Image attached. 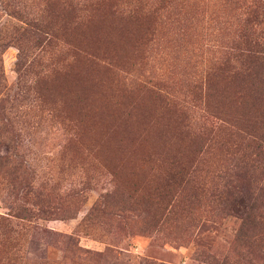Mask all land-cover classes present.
I'll return each instance as SVG.
<instances>
[{
	"label": "rangeland",
	"instance_id": "374dc122",
	"mask_svg": "<svg viewBox=\"0 0 264 264\" xmlns=\"http://www.w3.org/2000/svg\"><path fill=\"white\" fill-rule=\"evenodd\" d=\"M261 2L0 0V264H264L221 146L264 126L231 60Z\"/></svg>",
	"mask_w": 264,
	"mask_h": 264
},
{
	"label": "trees",
	"instance_id": "16d2710c",
	"mask_svg": "<svg viewBox=\"0 0 264 264\" xmlns=\"http://www.w3.org/2000/svg\"><path fill=\"white\" fill-rule=\"evenodd\" d=\"M135 13L136 11L133 10L131 15ZM251 18L257 25L264 26V2H261L259 6L253 8L251 11ZM42 42H44V45H47L50 40H41L40 43ZM231 60L243 65L242 73L239 74L241 78L240 82L242 84L246 85L249 81L253 80L260 82V87L253 92H250V97H253L254 100H251L252 107L264 103V38L262 40L256 38V41L249 42V44L235 54ZM228 61H230V59H227V62ZM202 81L203 80L201 79V82ZM204 84L206 85V82H204ZM201 87L202 85L200 88L197 87L200 95H202ZM261 114L262 116L260 119L264 122V112ZM220 131L221 129L218 128L216 134ZM212 133L213 130L209 132V134ZM223 138L227 139H222L221 146L229 144V148L234 149V153L237 156V164L235 168L242 171L246 177L249 176V179L257 186L256 194L252 197L247 210H244V213L240 218L241 227L239 229V234L242 238L255 237L256 233H263L264 231V126L261 127L259 122V125L255 124L254 126H248L244 129L229 130V133L224 134ZM187 173L188 170L182 173L180 171L169 173L168 179L170 181L173 178L178 179L185 174L187 175ZM182 181L184 180L182 179ZM159 197L160 198L156 199L157 206L160 210H168V208L165 207L166 205H164L166 195L160 193ZM106 198L107 195H101L99 197L97 203L92 208L91 215L100 212L102 206L105 207ZM118 203L122 204V202ZM225 205L230 206V203L226 202ZM189 207L190 206L187 205L183 208L184 213L186 211L188 212ZM122 209L123 208L118 206L117 212H121ZM257 230L259 231L256 232Z\"/></svg>",
	"mask_w": 264,
	"mask_h": 264
}]
</instances>
